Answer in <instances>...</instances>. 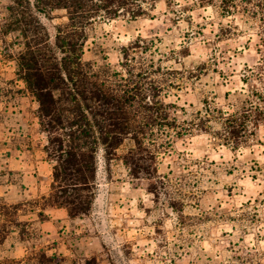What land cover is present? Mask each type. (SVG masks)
<instances>
[{
	"label": "rangeland",
	"instance_id": "1",
	"mask_svg": "<svg viewBox=\"0 0 264 264\" xmlns=\"http://www.w3.org/2000/svg\"><path fill=\"white\" fill-rule=\"evenodd\" d=\"M10 3L0 0V199L19 205L15 218L21 225L0 245V259L6 264H85L91 258L98 264H264V119L249 144L238 148L222 143L218 113L209 131L174 136L157 159L163 180L158 194L123 162L131 139L110 159L100 148L90 212L70 217L65 209L43 206L52 162L43 150L38 103L16 74L24 39L12 30ZM144 5L147 13L137 19L96 21L84 58L116 64L122 45L144 39L172 83L167 100L187 120L207 102L218 107L235 101L234 93L249 85L260 89L264 78L248 69L264 64L261 13L253 15L243 5L228 13L220 0H145ZM40 19L53 39L56 27L67 21L66 11L55 9ZM170 197L184 199V206H170Z\"/></svg>",
	"mask_w": 264,
	"mask_h": 264
},
{
	"label": "trees",
	"instance_id": "2",
	"mask_svg": "<svg viewBox=\"0 0 264 264\" xmlns=\"http://www.w3.org/2000/svg\"><path fill=\"white\" fill-rule=\"evenodd\" d=\"M220 1L228 13L243 5L244 10L253 15L261 13L264 19L263 0ZM144 2L11 0L8 5L15 22L12 30L19 31L24 39V49L16 57V74L38 103V123L46 136L43 150L52 162L50 189L42 196L44 207L64 208L70 217L90 212L100 148L110 159L126 139H131L133 145L123 155V162L133 177L147 179L149 191L158 194L157 184L163 180L157 159L171 146L174 136L209 131L208 123L218 113L222 143L238 148L249 144L250 135L264 119V82L260 89L249 85L246 91L234 93L235 101L218 107L207 102L204 111L198 110L189 120L181 117L184 111L167 100L172 83L160 73L162 66L144 39L122 45V58L116 64L84 58L89 30L96 21L137 19L147 13ZM55 9H64L67 21L56 27L51 39L40 16ZM248 70L264 78L263 61ZM184 201L169 198L172 207L182 208ZM18 210L19 205L10 207L0 199V245L21 225L15 218ZM5 216L10 217L8 222ZM6 260L0 259V264ZM85 264L98 263L91 258Z\"/></svg>",
	"mask_w": 264,
	"mask_h": 264
},
{
	"label": "crops",
	"instance_id": "3",
	"mask_svg": "<svg viewBox=\"0 0 264 264\" xmlns=\"http://www.w3.org/2000/svg\"><path fill=\"white\" fill-rule=\"evenodd\" d=\"M57 209H64V208H61V207H57Z\"/></svg>",
	"mask_w": 264,
	"mask_h": 264
}]
</instances>
